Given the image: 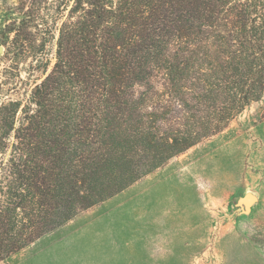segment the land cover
<instances>
[{
	"label": "trees",
	"instance_id": "16d2710c",
	"mask_svg": "<svg viewBox=\"0 0 264 264\" xmlns=\"http://www.w3.org/2000/svg\"><path fill=\"white\" fill-rule=\"evenodd\" d=\"M18 2L0 41L32 86L0 82V261L263 97L264 0Z\"/></svg>",
	"mask_w": 264,
	"mask_h": 264
},
{
	"label": "rangeland",
	"instance_id": "374dc122",
	"mask_svg": "<svg viewBox=\"0 0 264 264\" xmlns=\"http://www.w3.org/2000/svg\"><path fill=\"white\" fill-rule=\"evenodd\" d=\"M18 1L0 0V20ZM0 46V82L14 78L28 91L31 58L8 60ZM47 56L50 71L55 42ZM163 103L167 117L187 121L176 100ZM246 193L257 196L249 211ZM0 264H264V94L219 133Z\"/></svg>",
	"mask_w": 264,
	"mask_h": 264
},
{
	"label": "water",
	"instance_id": "95a60500",
	"mask_svg": "<svg viewBox=\"0 0 264 264\" xmlns=\"http://www.w3.org/2000/svg\"><path fill=\"white\" fill-rule=\"evenodd\" d=\"M3 47L0 46V53ZM257 200V196L253 193H246L241 199L240 202L245 204L246 209L249 211L251 209L252 204Z\"/></svg>",
	"mask_w": 264,
	"mask_h": 264
}]
</instances>
